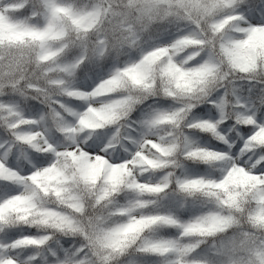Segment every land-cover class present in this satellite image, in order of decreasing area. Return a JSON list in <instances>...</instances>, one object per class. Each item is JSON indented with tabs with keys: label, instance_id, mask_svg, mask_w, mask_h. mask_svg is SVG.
I'll return each mask as SVG.
<instances>
[{
	"label": "clouds",
	"instance_id": "9594fccd",
	"mask_svg": "<svg viewBox=\"0 0 264 264\" xmlns=\"http://www.w3.org/2000/svg\"><path fill=\"white\" fill-rule=\"evenodd\" d=\"M72 2L86 16L82 26L64 21L62 38L0 48V185L14 189L0 201L15 198L7 220L0 212V264H104L107 255L113 264H261L258 187L225 206L200 182L264 163V50L225 51L226 37L243 38L233 29L259 0L207 17L204 0ZM40 3L23 0L25 12L12 15L44 27ZM169 65L185 78L169 75ZM133 67L141 84L127 74ZM89 147L110 159L136 154L135 176L114 191L105 180L88 186L44 175L56 167L72 176L70 154ZM177 181L188 194L173 189L169 210L187 214L190 231L173 237L161 226L118 257L99 246L101 228L159 213L165 206L151 194ZM14 231L34 235L13 239ZM161 241L174 244L166 259L151 255Z\"/></svg>",
	"mask_w": 264,
	"mask_h": 264
},
{
	"label": "snow or ice",
	"instance_id": "6c2138e0",
	"mask_svg": "<svg viewBox=\"0 0 264 264\" xmlns=\"http://www.w3.org/2000/svg\"><path fill=\"white\" fill-rule=\"evenodd\" d=\"M21 4H23V0H7V4L3 6V10H0V48L21 47L27 45L29 42L39 43L43 46L50 36L64 37L65 30L60 27L64 21H71L72 24L79 27L82 26L83 21L86 19L85 14L78 10L72 0H41L40 11L37 14L43 18L45 26H34L21 18L13 17V13L21 14L25 12L27 5L21 7ZM235 6L236 0H204L202 14L206 17L212 16L222 9L235 8ZM233 31L242 33L243 38L237 40L233 37H226L225 51L229 54L239 50H249L253 55H256L260 50H264V0H259L258 3L250 6L248 14L239 18ZM179 42L185 44L195 43L193 38H185ZM163 55V50L157 52L156 58L158 59ZM42 59L48 60L49 56L45 55ZM167 73L172 76L180 73L178 78L181 80L186 75L175 65H169ZM127 74L131 75L132 80L136 84L143 82L141 79L143 74L136 67L129 69ZM99 119L111 122V118L103 115H100ZM244 131L248 135L252 132L251 129H244ZM216 147L218 146L213 145V148ZM70 155L74 166V174L68 176L63 170L53 167L47 173H44V175L48 176L49 181L61 180L67 183L78 178L85 185L95 186L101 180H105L106 183L111 184L114 191L124 184L126 178L135 176V172L132 169L140 159L136 154L118 159H110L100 152L98 148L92 147ZM147 163L151 162L145 161V164ZM199 171L203 170L200 169ZM105 172L108 173L106 177ZM200 182L208 189L205 193L208 198L216 199L220 204L225 206L230 204L236 205L241 199L247 197L250 187H258L255 197L260 207L257 211L259 215L264 216V163H261L251 173L248 172L247 168L237 165L223 179L212 180L201 178ZM136 183L142 184L143 181L137 180ZM150 187L156 188L157 186L150 185ZM186 187L187 185L180 181L170 183L167 187L160 185L159 189L151 194L154 203L162 202L165 206L161 208L159 213L137 216L135 219H131L125 223L101 228L97 237V243L100 247L109 249L118 257L139 245L143 241L146 232L161 226L171 229L167 235L173 237L177 234L176 230L181 232L190 231L193 225L185 222L187 214H184V219H181L180 215L169 210L171 208L169 194L174 195L173 189H175L177 192L187 195L188 193L185 191ZM236 188L239 190L234 191L233 189ZM12 191L14 189L8 187L7 184L0 185V195H3L5 192L11 193ZM106 195L107 193H105ZM14 200V197H9V199L0 201V212L4 213L5 220L15 210ZM148 206L151 207L152 205ZM220 222L223 223L224 221L221 219ZM10 235L15 239L16 237H32L34 233L25 231L21 234L18 231H14ZM173 247L172 241H161L151 244V255L166 259L172 254L169 249ZM103 259L104 264H113V255H107ZM261 264H264V258H261Z\"/></svg>",
	"mask_w": 264,
	"mask_h": 264
}]
</instances>
